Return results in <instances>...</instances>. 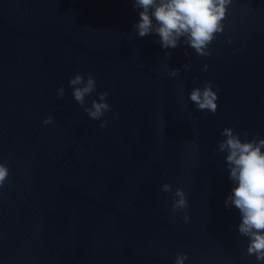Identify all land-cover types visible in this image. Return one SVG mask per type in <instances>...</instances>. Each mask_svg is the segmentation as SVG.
<instances>
[{
  "label": "water",
  "instance_id": "95a60500",
  "mask_svg": "<svg viewBox=\"0 0 264 264\" xmlns=\"http://www.w3.org/2000/svg\"><path fill=\"white\" fill-rule=\"evenodd\" d=\"M136 19L131 0H0L3 264H172L177 252L185 264H256L212 149L225 125L264 135V0H232L207 57L180 45L165 60ZM75 71L107 90L105 127L73 100ZM193 76L218 86L214 113L187 101ZM165 181L186 209H171Z\"/></svg>",
  "mask_w": 264,
  "mask_h": 264
},
{
  "label": "clouds",
  "instance_id": "9594fccd",
  "mask_svg": "<svg viewBox=\"0 0 264 264\" xmlns=\"http://www.w3.org/2000/svg\"><path fill=\"white\" fill-rule=\"evenodd\" d=\"M231 3L232 0H131L133 9L137 11L132 31L137 37L155 36V43L164 50L165 60H169L171 50L180 45L191 49L197 57H207L211 54V42L224 29V18ZM185 55H188L187 51ZM182 67L187 71L191 62ZM207 69V63L201 65L202 71ZM179 73L180 68L177 67L167 71L170 78L177 77ZM192 80L187 101L200 112L214 113L218 86L214 87L210 81L198 84L196 76ZM67 85L82 111L90 119L98 120L100 128L105 127L107 120L102 117L111 109L107 90L96 91V78L91 73L80 71L68 77ZM93 92L96 93L94 97L91 96ZM64 94L65 85L61 83L55 88V95L60 98ZM53 119L49 114L41 123L48 125ZM212 151L222 154L224 170L231 183L223 203L226 208H235L238 212L236 232L246 238L244 251L255 258L256 264H264V135L258 132L250 134L247 128L236 130L232 125H225L219 130V139ZM8 173L7 163L0 161V186L5 183ZM160 190L172 194V210L181 212L188 207L183 188L173 189L165 181ZM183 219H189L186 212ZM187 258L186 252H177L172 264H185Z\"/></svg>",
  "mask_w": 264,
  "mask_h": 264
}]
</instances>
